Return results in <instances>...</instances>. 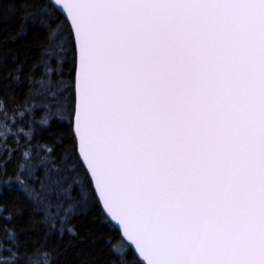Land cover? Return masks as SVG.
<instances>
[{
  "label": "snow or ice",
  "instance_id": "6c2138e0",
  "mask_svg": "<svg viewBox=\"0 0 264 264\" xmlns=\"http://www.w3.org/2000/svg\"><path fill=\"white\" fill-rule=\"evenodd\" d=\"M5 3L0 264H264V0Z\"/></svg>",
  "mask_w": 264,
  "mask_h": 264
},
{
  "label": "trees",
  "instance_id": "16d2710c",
  "mask_svg": "<svg viewBox=\"0 0 264 264\" xmlns=\"http://www.w3.org/2000/svg\"><path fill=\"white\" fill-rule=\"evenodd\" d=\"M8 2L9 0H6L5 7L8 6ZM21 23V9L19 5H17L16 11L5 12L4 14L0 15V38L10 32L17 31ZM28 28V36L26 38H22V40L17 43H22L23 39H30L34 42L40 39L39 35L36 34L35 25L29 22ZM9 47L15 48L17 47V44L10 43ZM93 215L95 217L97 214L94 213ZM88 227H91V231L98 242L93 244V236L90 235L88 240L78 243L76 244L75 248L70 249L65 254V257L61 258L62 260L67 259L69 264H79L80 257L77 255V253L81 251H83L85 254H90L89 259L93 260L94 264H106V262L110 259L107 248L104 245V238L114 236L115 234L109 230V226L107 224H101L97 222L94 226H89L87 223L82 225V236L84 235L83 229ZM121 243L122 242L119 239L114 241L116 248H120Z\"/></svg>",
  "mask_w": 264,
  "mask_h": 264
}]
</instances>
